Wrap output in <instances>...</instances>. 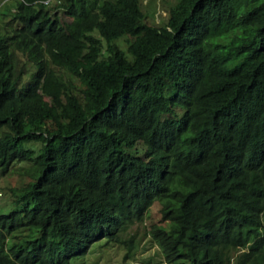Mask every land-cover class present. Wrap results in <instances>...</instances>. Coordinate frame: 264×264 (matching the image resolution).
<instances>
[{
  "label": "trees",
  "instance_id": "obj_1",
  "mask_svg": "<svg viewBox=\"0 0 264 264\" xmlns=\"http://www.w3.org/2000/svg\"><path fill=\"white\" fill-rule=\"evenodd\" d=\"M11 1L0 264H83L154 203L167 264H264V0Z\"/></svg>",
  "mask_w": 264,
  "mask_h": 264
},
{
  "label": "rangeland",
  "instance_id": "obj_2",
  "mask_svg": "<svg viewBox=\"0 0 264 264\" xmlns=\"http://www.w3.org/2000/svg\"><path fill=\"white\" fill-rule=\"evenodd\" d=\"M173 2L175 0L144 1L143 10L146 14V21L154 25L163 24L167 17V8ZM13 4L11 0H0V12L5 11L8 7L14 10ZM6 13L8 16L4 18L0 15V22H2L0 30L5 26L4 23L10 19L9 11ZM67 20L70 18H66ZM118 42L122 48L126 46L124 39H120ZM22 181V177L15 170L1 176L0 198H5L7 196L5 193L9 192V188L20 185ZM153 224L167 225L161 220L159 205L156 203L144 214L142 221L136 222L121 233L118 241L104 244V240H102L93 246L84 255L83 264H167L162 252H159L157 244L150 238L149 231Z\"/></svg>",
  "mask_w": 264,
  "mask_h": 264
},
{
  "label": "clouds",
  "instance_id": "obj_3",
  "mask_svg": "<svg viewBox=\"0 0 264 264\" xmlns=\"http://www.w3.org/2000/svg\"><path fill=\"white\" fill-rule=\"evenodd\" d=\"M48 2V1H45V3Z\"/></svg>",
  "mask_w": 264,
  "mask_h": 264
}]
</instances>
